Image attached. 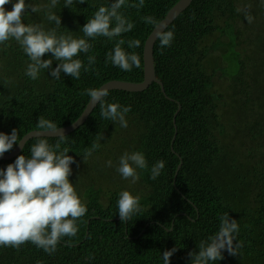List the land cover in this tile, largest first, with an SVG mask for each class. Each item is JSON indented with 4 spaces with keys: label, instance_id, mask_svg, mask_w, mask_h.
I'll list each match as a JSON object with an SVG mask.
<instances>
[{
    "label": "trees",
    "instance_id": "16d2710c",
    "mask_svg": "<svg viewBox=\"0 0 264 264\" xmlns=\"http://www.w3.org/2000/svg\"><path fill=\"white\" fill-rule=\"evenodd\" d=\"M178 1L144 0L142 8H135L130 5L138 0H126L119 11L134 27L111 40L89 39L81 29L113 0H74L72 7L59 0L52 9L61 17L59 28L44 11L27 9L25 24L88 39L91 49L76 58L85 67L89 55L96 60L87 72L81 69L79 79L63 72L55 79L51 69H43L32 80L25 75L30 61L20 45L14 39L0 44V132L10 135L17 129L19 142L28 132L41 130L36 127L40 116L57 127L70 125L90 100L86 89L111 80L141 82L144 43L156 26L143 17L160 22ZM31 2L46 5L50 0ZM5 8L12 10V3ZM166 31L174 33L171 46L162 49L157 39L153 58L167 97L155 82L139 92L109 90L108 103L131 106L128 126L102 118L98 104L61 144L76 161L69 181L88 209L77 221L76 236L63 237L52 255L31 242L19 250L0 246V264H164L163 252L174 247L170 264H190L188 253L198 252L200 242L218 231L219 217L226 212L237 220V242L243 247L236 256L224 251V258L212 264H264V0H192ZM119 39L126 52L139 56V68L125 72L105 62ZM137 39L140 46L129 48L127 42ZM42 59H52L51 68L59 63L51 53ZM40 138L53 146L58 142L57 137L31 138L17 156L0 160V169L19 155L30 156ZM93 143L100 147L85 163L84 152ZM125 151L142 152L148 164L137 169L134 184L116 171ZM160 160L165 167L153 180L151 168ZM121 190L141 198L143 211L127 223L118 215Z\"/></svg>",
    "mask_w": 264,
    "mask_h": 264
},
{
    "label": "clouds",
    "instance_id": "9594fccd",
    "mask_svg": "<svg viewBox=\"0 0 264 264\" xmlns=\"http://www.w3.org/2000/svg\"><path fill=\"white\" fill-rule=\"evenodd\" d=\"M12 3V10L7 11L5 5ZM59 0H50L49 4L36 5L30 0H0V44H6L14 39L22 48L29 59L25 75L32 80H37L43 69H51V76L60 78L61 72L79 79L81 69L85 72L95 64V56L89 55L88 67L76 58L80 53H88L92 45L85 38H75L71 34H57V28L61 26V17L56 15L54 9ZM75 3L83 4L85 0H75ZM74 0H64L65 7H72ZM126 5V0H113L108 6H100L91 18L82 27L84 37L95 39L106 37L114 39L123 33L132 31L134 24L130 22L119 10ZM142 8L144 0L130 5ZM27 9L38 13L44 11L49 22H55L57 28L45 30L43 24H25L23 15ZM241 11V9H237ZM248 23H252L253 17L246 15ZM145 22L158 25L159 22L153 17H143ZM160 46L170 47L174 39L173 31L158 30L155 32ZM140 40H129V48L140 46ZM123 39H119L114 48L106 54V63L122 71L130 72L133 67L139 68L141 61L135 53H128L122 45ZM46 53H51L59 63L51 68L52 59H42ZM85 94L90 97V105L99 104L100 115L104 119H110L119 123L122 128L128 126L126 114L131 111V106H122L119 103H108L107 88L86 89ZM37 129L43 132L57 133L58 142L49 145L47 139L40 138L32 145L30 156L19 155L6 169H0V246L13 247L17 250L21 245L31 242L45 253L52 255L57 251V245L63 237H75L78 232L77 221L84 217L88 209L78 195L74 185L70 183L69 176L72 174L70 165L75 163L74 157L68 155L69 149L61 144L66 142V135L55 123L38 118ZM103 137H101L102 139ZM17 129H12L11 134L0 132V157L18 144ZM20 140L19 143H21ZM100 147L99 143H93L91 149H86L83 160L92 155V152ZM112 167V161L106 162ZM148 167L145 155L140 151H125L118 160L116 171L125 180L136 183L139 179L137 169ZM165 167L163 160L157 161L151 168V179L155 180ZM140 196L133 195L128 190L118 193L117 207L121 222L127 223L133 215L143 211L140 206ZM218 231L202 240L199 250L188 253L190 264H212L222 260L223 252L231 256L239 254L243 247L242 242H237L236 234L239 225L236 219L229 216L228 212L219 217ZM177 251L174 247L165 250L162 254L164 264H170V258ZM39 264V262H38Z\"/></svg>",
    "mask_w": 264,
    "mask_h": 264
},
{
    "label": "water",
    "instance_id": "95a60500",
    "mask_svg": "<svg viewBox=\"0 0 264 264\" xmlns=\"http://www.w3.org/2000/svg\"><path fill=\"white\" fill-rule=\"evenodd\" d=\"M192 0H179L174 6L170 8V10L166 13L164 18L159 22L158 25H156L148 37L145 40L144 43V48H143V70H144V76L143 80L141 82H130V81H122V80H111L106 83H104L102 86L99 88H107V90H123V91H128V92H139L147 89L153 82L157 83L161 87V91L165 94L164 87L162 82L157 79L156 74H155V68H154V58H153V51H154V45L157 41L155 32L158 30H166V28L173 23V21L190 5ZM166 96V94H165ZM167 97V96H166ZM98 105V104H97ZM95 105L92 107L90 105V100L87 103L85 109L81 113V115L70 125L60 127L64 134L67 135L74 131L76 128L81 126L86 119L89 117L91 112L94 110V108L97 106ZM180 109V105L178 106V109L174 115V124H175V117ZM44 130H33L25 134L21 140L22 142L19 143L14 147V149L7 153L4 154L2 157H0V160H9L15 156H17L21 150L23 149L25 143L35 137H57V133H53L51 131L43 132ZM176 136V128H175V135L172 139V144ZM182 166V161L180 159V162L177 166V170L175 173V179L177 176L178 170Z\"/></svg>",
    "mask_w": 264,
    "mask_h": 264
}]
</instances>
